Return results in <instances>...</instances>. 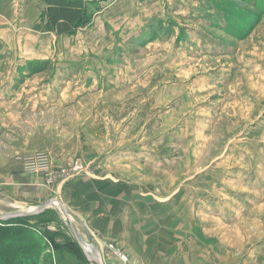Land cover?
<instances>
[{"label": "rangeland", "instance_id": "1", "mask_svg": "<svg viewBox=\"0 0 264 264\" xmlns=\"http://www.w3.org/2000/svg\"><path fill=\"white\" fill-rule=\"evenodd\" d=\"M114 2L89 7L91 23L104 29L97 50L111 54L87 63L95 74L88 94L74 85L83 70L62 66L68 42L71 60L80 53L84 29L66 38L41 31L43 0L0 6L7 32L15 30L4 39L0 26V213L42 200L63 205L54 186L76 163L81 173L94 165L78 146L80 137L101 146V137L80 133L98 119L106 140L140 151L157 193L184 201L199 219L202 245L167 264H264V0ZM38 157L46 162L27 166ZM67 212L81 238V223ZM15 222L26 228L27 246L13 248L38 264H89L55 210Z\"/></svg>", "mask_w": 264, "mask_h": 264}, {"label": "crops", "instance_id": "2", "mask_svg": "<svg viewBox=\"0 0 264 264\" xmlns=\"http://www.w3.org/2000/svg\"><path fill=\"white\" fill-rule=\"evenodd\" d=\"M104 1L106 0L99 2ZM119 1L121 0H115L114 3ZM8 2H11L14 8L19 4V0H0V6L5 7ZM119 7L112 8L118 10ZM110 8L109 10L104 8L102 13L105 11L114 14ZM6 23L8 20L2 13L0 26L3 27L2 38L4 39L15 33L12 28L10 32H7ZM102 30H104L103 27L99 22L95 23V20L84 28L85 32L79 43L80 53L75 54L74 52L73 60H71L72 45L68 42L70 52L65 54L62 66L70 70L74 68H80L79 71L83 70L84 74L81 79L74 81V85L78 84L76 90L79 94L83 92L88 94L93 88V85L86 86L87 79L95 75L93 71L87 70V63H98L96 58L107 60L108 53L111 54L110 50L104 54L97 50L102 39L99 31ZM53 35L55 38L60 37L54 33ZM111 46L112 41L109 48ZM83 51L91 52L93 55L85 54L83 57L84 53H81ZM82 61L86 63L82 64ZM83 125L85 126L80 133L85 132L87 136L101 137L98 141L106 149L101 146L94 149L90 139L80 137L78 155L88 162L94 161V165L86 173L69 178L62 176L56 182L54 189L62 204L71 212L72 217L81 223L84 231L83 233L81 231V234L89 236L102 262L123 264L115 251L109 247L110 244L129 254L136 262L143 264H167L169 260H173L175 254L187 253L190 249L202 245L196 229L199 219H193L191 207L185 205L184 201L157 193L156 186L149 183V180L146 181L149 177L143 174L145 173L143 168L146 167H144L143 159L141 160L140 151L121 147L110 137L106 140L105 136L110 135H106L107 129L96 128L101 125L98 119L85 121ZM92 126L95 127L96 132L90 128ZM122 142L127 144L128 141L123 140ZM54 162L61 164L59 160ZM159 169L160 166H156L153 172L165 173L164 170L161 172ZM138 174L142 176L139 180L136 179ZM31 178H33V181H30L33 189L40 192V188L36 185V178L39 177L31 176ZM45 201L42 200L41 203Z\"/></svg>", "mask_w": 264, "mask_h": 264}, {"label": "trees", "instance_id": "3", "mask_svg": "<svg viewBox=\"0 0 264 264\" xmlns=\"http://www.w3.org/2000/svg\"><path fill=\"white\" fill-rule=\"evenodd\" d=\"M43 2L44 9L39 16L40 29L43 32L54 33L56 36L75 35L78 30L88 27L93 18V13L89 10V7L96 3H87L83 0H43ZM18 219L20 218L5 222L0 221V236L5 234L6 240L0 244V247L4 246L6 248L3 255L0 251V264L1 262L3 264H32V262L38 264L37 256L17 251L18 247L23 248L21 244L27 246V244L22 243L24 241L22 231L25 227L21 222H15ZM72 244L80 251L73 242ZM14 245L19 246L14 249ZM80 253L82 254L81 251Z\"/></svg>", "mask_w": 264, "mask_h": 264}, {"label": "water", "instance_id": "4", "mask_svg": "<svg viewBox=\"0 0 264 264\" xmlns=\"http://www.w3.org/2000/svg\"><path fill=\"white\" fill-rule=\"evenodd\" d=\"M87 3H92V2H99V1H103V0H83ZM61 207H63L65 210H67L65 208V206L60 205ZM32 212L29 213L28 211L24 210L22 212H19L20 214H7V215H0V221L1 222H5V221H9L12 219H16V218H21V217H25V216H33L38 214L39 212L45 210L47 207L55 210L58 215L60 216L61 220L63 221V223L66 225L68 232H69V236L71 238V241L80 249V251L82 252V254L84 255V257L86 258V260L89 263L92 264H104L102 262V260L96 256L95 254L89 252L88 250H86L77 240L76 238V234L74 232V229L72 227V225L68 222V220L66 219V217L64 215H62V213H60L57 209V207L55 206L54 202L51 200H46L45 202L41 203V204H37V205H33L32 206Z\"/></svg>", "mask_w": 264, "mask_h": 264}, {"label": "built area", "instance_id": "5", "mask_svg": "<svg viewBox=\"0 0 264 264\" xmlns=\"http://www.w3.org/2000/svg\"><path fill=\"white\" fill-rule=\"evenodd\" d=\"M28 159L29 158H27L25 160L27 163V166L29 163L32 168H34V164H36V163H40V162L45 163L46 162L45 158H40V157H38V161H36V160L33 161L32 158H30L29 160ZM30 171L33 172V169H30ZM36 172H38V171L36 170ZM55 172H56L55 170L49 169L48 173L45 175V178H46L48 183H50L52 180L53 181L55 180V178L51 176V175H54ZM81 172L82 171L80 169V166L76 163L75 166L73 167V169L72 170L70 169L69 172H67V174L64 176L69 177V176L79 175V174H81ZM58 175H60V174H58ZM109 247L115 251L116 255L119 257V259H121L123 264H130L129 258L125 253H123L120 249L113 247V245H111V244L109 245Z\"/></svg>", "mask_w": 264, "mask_h": 264}, {"label": "bare ground", "instance_id": "6", "mask_svg": "<svg viewBox=\"0 0 264 264\" xmlns=\"http://www.w3.org/2000/svg\"><path fill=\"white\" fill-rule=\"evenodd\" d=\"M55 204V203H54ZM55 206L57 207V209L59 208L60 209V211H59V209H58V211L60 212V213H62V215H64L66 218L68 217L69 218V216L70 215H68V212H67V210H65L63 207H61L60 205H58V204H55ZM49 207H47L46 209H48ZM32 209H33V207H28V208H18V209H15L14 211H12L11 210V212H6V213H0V215H7V214H13V215H16V214H20L19 212H22V211H24V210H26V211H28L29 213H31L32 212ZM45 209V210H46ZM60 217V216H59ZM71 218V217H70ZM61 219V218H60ZM69 222V221H68ZM70 223V222H69ZM71 224V223H70ZM72 225V224H71ZM72 227H73V229H74V232H75V234H76V238H77V240L79 241V243L86 249V250H88L89 252H91V253H93V254H95L96 256H99L98 255V252H97V250L94 248V246L91 244V242L89 243L88 242V240H87V238H85L84 237V235L83 234H81V232L79 233V235L81 236V238L78 236V233H77V231L75 230V228H74V226L72 225ZM40 255V254H39ZM102 260V259H101ZM90 264H92V263H90Z\"/></svg>", "mask_w": 264, "mask_h": 264}]
</instances>
